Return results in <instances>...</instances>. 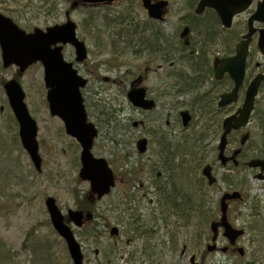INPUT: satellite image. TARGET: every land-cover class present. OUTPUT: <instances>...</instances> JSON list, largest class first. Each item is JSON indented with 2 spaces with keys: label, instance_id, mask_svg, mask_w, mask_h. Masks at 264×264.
I'll list each match as a JSON object with an SVG mask.
<instances>
[{
  "label": "rangeland",
  "instance_id": "obj_1",
  "mask_svg": "<svg viewBox=\"0 0 264 264\" xmlns=\"http://www.w3.org/2000/svg\"><path fill=\"white\" fill-rule=\"evenodd\" d=\"M83 1L0 0V12L29 32L34 28L45 30L60 25L68 15L77 24L78 38L87 47L88 58L83 63L75 62L70 46L65 48L64 56L75 63L78 74L89 81L82 90L84 104L89 120L101 130L93 154L109 161L118 181L112 192L96 204L92 223L81 229L70 223L81 244L84 264H190L191 256L205 264H264V181L257 179L259 172L250 171L244 165L234 170L232 166L223 168L217 161L220 132L215 135V117L205 122L195 111L200 105L197 96L206 90L188 89L175 97L171 95L176 93L171 87L173 81L167 79L165 102L168 111L159 106L149 116L135 109L127 98L130 83L137 77H142L141 85L147 78L149 91L156 96L164 90H161L164 72L145 71L147 59L154 58L145 53L146 46L150 44L152 32L164 27L170 40L179 37L180 31L175 35V30L191 12L189 1L169 0L170 18L166 26L150 23L141 0H116L101 7ZM247 18L248 15H243L235 23H245ZM243 32L240 29L238 36H232L238 37L233 39L234 50ZM151 47L156 45L151 44ZM211 49V54L222 53L221 47L212 46ZM251 50L255 59L249 66L247 82L256 74H264V58L258 53L256 42ZM256 63L260 64L258 70ZM182 71L181 68L180 73ZM17 76L16 67L3 68L0 51V264H73L65 241L48 224L45 200L54 198L62 213L67 215L68 210L78 208V200L87 196L90 183L79 177L81 149L66 134L63 122L50 115L44 69L38 63L20 77L26 105L39 127L37 140L43 161L41 171L35 169L21 144L19 126L3 88L5 82ZM243 100L244 93L239 102L228 109V115L240 107ZM175 103L177 107L171 109L170 105ZM179 111L194 114L190 127H183L181 117L177 126L171 122L166 127L165 120L161 122L164 132H183L176 139L183 154L178 159V163L183 164L182 179L178 177L176 181L179 193L174 200L167 199L158 208L156 199L147 192L149 184L142 171L146 156L138 152L135 143L146 136L149 129L157 130L161 113L170 112L175 119ZM228 115L222 114L221 120ZM106 116L114 118L112 125L104 124ZM262 119L264 87L259 91L249 126L229 137V155L241 147V139L248 135L249 140L243 146L248 156L246 161L264 156L261 154L264 149ZM134 122L139 126L135 128ZM206 125L208 131L201 132L199 128L206 129ZM199 146L203 148L201 154ZM186 152L194 153L197 159L203 157V166H214V175L218 178L215 187H209L202 180L203 166L197 167L196 178L191 181L190 156H186ZM228 188L236 189L244 197L242 202L231 205L229 212L230 222L245 228L237 244L244 249V256L236 249L222 253L220 249L227 245L223 238L218 242V251L209 253L206 250L212 243L210 225L218 220L219 199ZM202 202L205 206L200 212L198 206ZM112 227L120 231L117 238L110 236Z\"/></svg>",
  "mask_w": 264,
  "mask_h": 264
},
{
  "label": "water",
  "instance_id": "obj_2",
  "mask_svg": "<svg viewBox=\"0 0 264 264\" xmlns=\"http://www.w3.org/2000/svg\"><path fill=\"white\" fill-rule=\"evenodd\" d=\"M115 0H85L90 4L113 3ZM144 10L150 19L163 20L168 1L152 2L141 0ZM253 0H201L197 6L196 14L200 15L206 8L214 9L221 23L226 28H231L235 16L242 14L252 5ZM264 24V0L258 3L256 12L248 21V33L236 47V55L215 61V76L220 80L225 74L232 79L234 86L228 93L221 95L218 107L226 108L237 103L239 91L243 85L246 73L247 56L249 46L257 29L254 23ZM188 29H185V33ZM70 45L75 50L76 62H83L87 58V48L83 41L77 37V25L68 19L65 23L54 25L45 30L35 28L32 32H26L11 18L0 13V50L3 68L15 66L21 76L28 68L36 63H41L44 68V83L47 89V102L49 112L53 117H59L65 127L66 134L75 139L81 147V169L79 177L90 183L91 202L100 200L110 194L116 185V178L108 161L93 155L92 149L98 137L97 127L88 120L81 90L87 86L88 81L78 75L73 64L67 62L63 56L64 46ZM257 49L264 56V28L259 30ZM264 81V75H258L248 86L244 103L232 116L223 121V134L218 146V160L222 166H226L224 152L227 147L228 135L233 130L245 128L250 121L255 109V100L258 97L260 86ZM4 90L19 125V137L22 146L29 154L36 170L41 171L42 158L39 154L37 141L38 126L31 116L25 103V92L17 79H12L4 84ZM127 98L135 108L151 110L155 107L153 101L146 100L144 89H135L127 93ZM188 113L183 114V124L186 126L190 121ZM246 139H243V142ZM140 153L146 151V141L139 143ZM250 169H260L257 178L264 180V158L253 159L247 163ZM202 175L207 179L209 186L217 183L210 165L202 169ZM241 200L239 192L226 193L219 201V220L213 222L210 230L213 233L212 244L208 245L207 251L214 252L217 249L219 231L223 229V237L229 245L235 246L239 238L244 235V230L236 229L228 220V202ZM50 221L66 242L73 264H83L84 256L81 245L77 241L73 230L68 225L73 223L76 227H83L85 221L92 220L90 213L84 215L80 210H68L66 217L58 207L54 198L45 201ZM119 230L114 227L110 231L111 236H117ZM223 253L227 248L221 250ZM237 252L243 256L244 249L238 248ZM190 264H204L197 262L196 256L190 258Z\"/></svg>",
  "mask_w": 264,
  "mask_h": 264
},
{
  "label": "flooded vegetation",
  "instance_id": "obj_3",
  "mask_svg": "<svg viewBox=\"0 0 264 264\" xmlns=\"http://www.w3.org/2000/svg\"><path fill=\"white\" fill-rule=\"evenodd\" d=\"M152 1L158 2L160 0H152ZM200 1L201 0H197L194 5H190L191 12L189 13V15L183 17V19L180 21L178 29L175 30V35L177 34L178 31H180L179 37L174 38V40H172V39L170 40L166 36V33H165L166 28L164 27V29H163L164 31L163 30L156 31V33L159 34L158 37H160L159 43L156 45V47H154V48L151 47V42L148 41V43H150V44L148 46H146L145 53H149V55H152L154 58H148L147 59L148 67L145 69V71L146 70L148 72L151 71V72H154L155 74H158L161 71H163L164 76H165V78H164L165 80L163 81L164 84H162L161 90L163 88H164V90L158 96H156L155 94H153L152 92L149 91L148 85L146 84V82L148 81L147 78L145 79L146 80L145 84L141 85L142 77H137V79L133 80L130 83V90H129V91H131V90H135V89H144L146 91V100L153 101L155 103V107L153 109L143 110L140 108H135L130 102V104L135 109H137L138 111H140L144 114H147V116H149L153 112H155L159 106H161L163 108V111H168V109H166L167 104L165 102L166 96H167L166 88H168L167 87V85H168L167 79L169 81H173V84L171 87H172L173 91L176 90V93H172L171 95L176 97L180 93L177 88L180 87L181 82H182V78H183V76H185V74L183 72L185 71L187 73V76L190 77V75H189L190 70L187 67L186 63H184V61L182 60V59H184L183 56L186 55V57H187L188 55H191L194 48H196V49L198 48L196 54L194 53V55H198V56L202 57L203 70H202V76L196 77L195 78L196 81H194L191 84L189 89L190 90H198V89L200 90L201 88H204L206 90L205 93H203L204 91L201 94L199 93L201 95V98H198L199 95L197 96L199 103H200V107H201V112H202V115H201L202 118L201 119L202 120H205V116H208L207 115L208 110L205 107V105L208 103V101L211 100L213 103L216 104V106L218 108L220 96L223 93L229 92L233 87V82L227 74H225L224 77L220 80L216 79L215 61L216 60H223L225 58H229L232 56V54H230L231 43H232L233 39L235 40L237 38V37L232 38V36H238V34L240 33V29H241V31H244V32L239 36L240 41L243 39V36L248 31V21H249L250 17L256 11L257 3L260 0H254L250 9H248L246 12L236 16L234 21H233V25L231 28H226L222 25L221 20L218 17V15L214 9L206 8L202 14H200V15L196 14V9H197V6H198ZM75 4H76V2H74L72 4L73 8H74ZM170 4L171 3L169 1V5H168V8L165 10L163 20H160V21L150 20V23L152 25H154V24L158 25V23L161 26L168 25V20L170 18V16H169ZM102 5H106V4H102ZM102 5H97V6L101 7ZM243 15H248L247 22L236 24L235 21ZM207 20H211L212 23L215 25V29L213 31V34H211V35L209 33L205 32V30L202 28V27H204L203 23H205ZM255 27L259 30L261 28H264V25L255 24ZM185 29H188V32L184 34ZM258 36H259V34L257 31L253 37L252 44L257 42ZM150 39H151V37H150ZM252 44H251V47H252ZM212 46L221 47L222 53L217 52V53L211 54V50H212L211 47ZM251 47H250V53H249V56L247 59V73L249 70V66L253 63V60L255 59L254 53L251 50ZM181 50H182V52H180ZM153 64H156L155 68L152 67ZM74 65H75V63H74ZM255 66H256L257 70L260 68V64H258V63H256ZM178 68H180V69H178ZM181 68L183 69L182 73H180ZM22 75L19 76V74H18L19 77H22ZM247 76L248 75H246V78L244 81V86H243L244 91L241 90V92H240L241 95L243 93L245 95L246 89L248 88L249 84L251 83L250 81L253 80L255 77V76H253L247 82L246 81ZM230 83L232 85H230ZM204 102H206V103H204ZM170 107H171V109L176 108L177 103H175V105H173V106L170 105ZM218 109L221 110L220 115L225 114V113L227 115L229 114V112H227L228 111L227 108H224V109L218 108ZM236 110L233 111V113L236 112ZM255 110H256V108H255ZM211 111L212 110L210 109L209 118L214 117L212 115ZM186 112H188L190 117H191L190 121L188 122V124L186 126H184V124H183L184 112H182V111L177 112L175 115V119L170 112L167 114H166V112L161 113V116L157 119V122H160V126L157 128V130L153 131L152 129H149L146 136L139 138L135 143L137 150L140 153L139 143L142 140L146 141V151L144 153H140V154H143V156H146V158L144 157V163L142 164V171L145 173V175L147 177V182L149 184L147 192H149V194L152 198L156 199V201L158 203V208H161L163 205V202H165L167 199H175L177 197V195L179 193V190H178L179 185L177 186L178 183L176 184V181L178 180V177H180L182 179L180 173H181V169H182V165H183L182 163L181 164L178 163V159L181 158L180 156L183 154L180 153V147H179L178 143L176 142V139H178L179 136H182L183 132H180V134L178 132H171V133L164 132V131H162L161 122L163 120H165V126L166 127L170 126L171 122H173L174 126H177L179 123L180 117H181L183 127L184 128L190 127L192 125L195 117H194V114H191V112H189V111H186ZM254 113H255V111H254ZM222 123H223V121H222ZM133 126L136 128L139 126V123L134 122ZM242 130L233 131L232 134L233 133L240 134V132ZM222 133L223 132L220 131V135H222ZM168 135H170V136L168 137ZM247 138H249V137L245 136L243 139H247ZM241 143L246 144V142H243V140L241 141ZM228 147H229V143H227V147H226L225 152H224L226 159H228V162H227L225 167L232 166L234 170H238L241 167L243 168V165H244L245 167L248 168L247 163L253 159H249L248 161H246L247 160L246 158H248V156L244 153L243 147H238L237 149L233 150L231 155L228 154ZM216 149L218 150V146ZM191 152H189V153L186 152V156H188V155L190 156V160L188 161V166H189L188 169L190 171V175L192 177L191 181H192L194 178H196V171H197V167H199V166H198V159L196 158L194 153H191ZM256 157H258V156H256ZM256 157H254V159ZM244 161H246V162H244ZM110 167H111V165H110ZM212 168H213V173H214V166L213 165H212ZM111 169L113 170L112 167H111ZM248 169L250 171L259 172V170H256V169H250V168H248ZM113 173H114V176L116 178V184H117L118 178H117V175H116L114 170H113ZM204 181H205V179H204ZM233 192H239V191H237L236 189L228 188L225 191V194L226 193H233ZM239 193L241 194V200L230 201L229 202V212H230L231 205H233L235 203H240L244 200L243 193H241V192H239ZM151 202H153V201H151ZM76 210H80V209L77 208ZM176 214L178 215V213H176ZM235 227H237V226H235ZM237 228L245 230L244 227H237ZM238 241L239 240H237V244H238ZM237 244L235 246H231V245L227 244L226 245L227 253L229 251L234 252L235 249H238Z\"/></svg>",
  "mask_w": 264,
  "mask_h": 264
},
{
  "label": "trees",
  "instance_id": "obj_4",
  "mask_svg": "<svg viewBox=\"0 0 264 264\" xmlns=\"http://www.w3.org/2000/svg\"><path fill=\"white\" fill-rule=\"evenodd\" d=\"M188 1H189V4L190 5H194V3L197 0H188ZM50 10H51V8H50ZM48 11H49V9H48ZM203 24H204L203 25L204 27H202V28L205 30V32L209 33L210 35L213 34V31L215 29V25L212 23V21L211 20H207ZM158 36H159V34L156 33V31H153L152 32V37H151V40H150L151 44L157 45L159 43L160 37H158ZM233 42L234 41H232V43H231V47L232 48H230V54H233L235 52V50H234V48L232 46ZM180 52H182V50ZM196 52H197V49L194 48L191 55H188L187 57H186V55H184L183 56L184 59L181 58L184 61V63H186L187 67L190 70L189 71L190 77L187 76V73L185 71L183 72L185 74V76H183V78H182V82H181L180 89H179V92L180 93H184L186 90H188L189 87L191 86V84L194 81H196V79H195L196 77L202 76V70H203V66L202 65H203V61H202V57L201 56L194 55V53L196 54ZM230 85H231V83H230ZM262 87H264V83H263ZM198 98H201V95H199ZM205 107L208 110L207 111V113H208L207 115L208 116H205V122H210V120H211V119H209V112H210V109H211L212 110L211 111L212 112V115L215 117V119L213 121L214 122L213 124L217 128V129H215V135H218L219 132H220L221 123H222L221 115H220L221 110H219L217 108L216 104L213 103L211 100L208 101V103L205 105ZM195 111H196V116L198 115L200 118H202V116H201L202 115V112H201L200 105L196 108ZM104 112L106 114V111H104ZM112 116H106L107 118H106V120L104 122L105 125H107V126L112 125L113 120H114V118ZM216 117L218 118V120H216ZM261 125H262V128H264V119H262ZM112 128H114V127H112ZM208 128H209V126L206 125V129H201V127L199 129H200L201 132H202V130L207 132L208 131ZM114 143H116V142H114ZM198 149H199V152L201 154L203 148L201 146H199ZM262 153H264V149L261 151V154ZM262 155H264V154H262ZM203 164H204V158L203 157H200L198 159V166H199V168ZM202 180L204 181V179H202ZM203 186H205V185H203ZM171 200H174V199H171ZM166 202H167V200H166ZM77 204H78V209L82 210L84 213L91 212L93 214H96V204L95 203H91L88 200L87 196H85L80 201L78 200V203ZM188 205H189V203H188ZM204 206H205V203H203V202L200 203L199 206H198V211L203 212V207ZM201 215H203V214H201ZM49 223L50 222L48 221V224Z\"/></svg>",
  "mask_w": 264,
  "mask_h": 264
},
{
  "label": "bare ground",
  "instance_id": "obj_5",
  "mask_svg": "<svg viewBox=\"0 0 264 264\" xmlns=\"http://www.w3.org/2000/svg\"><path fill=\"white\" fill-rule=\"evenodd\" d=\"M198 49V48H197Z\"/></svg>",
  "mask_w": 264,
  "mask_h": 264
}]
</instances>
